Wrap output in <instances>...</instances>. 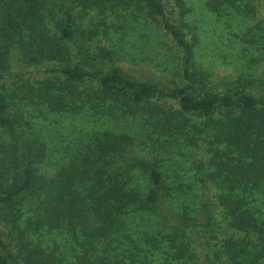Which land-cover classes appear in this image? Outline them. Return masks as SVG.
Masks as SVG:
<instances>
[{"label":"trees","instance_id":"1","mask_svg":"<svg viewBox=\"0 0 264 264\" xmlns=\"http://www.w3.org/2000/svg\"><path fill=\"white\" fill-rule=\"evenodd\" d=\"M186 1L0 0V264H57L52 252L30 246L26 237L59 229L77 244L75 264H94L96 243L124 227L130 213L143 212H158L171 223L181 239L176 259L189 264L201 247L199 232L191 216L168 207L162 163L143 155L156 143L198 150V181L205 193L216 190L215 202L205 201L200 212L206 233L220 232L214 222L220 209L239 235L223 240L221 263L264 264V217L252 211L249 195L264 192V96L246 90L241 79L209 84L197 65L199 45L186 23ZM226 2L235 0H209L208 6L217 13ZM132 7L173 39L186 83L166 87L136 79L108 65V49L95 52L98 32L88 17ZM253 8L264 16V0H252ZM21 62L39 73L23 96L37 107L116 123L133 118L141 131L94 133L67 167L45 171L47 144L28 135L17 97L5 86L12 64ZM141 176L148 181L144 191Z\"/></svg>","mask_w":264,"mask_h":264},{"label":"rangeland","instance_id":"2","mask_svg":"<svg viewBox=\"0 0 264 264\" xmlns=\"http://www.w3.org/2000/svg\"><path fill=\"white\" fill-rule=\"evenodd\" d=\"M208 1H186V23L199 45L197 65L204 70L210 85L222 86L227 78L241 79L246 83V90L263 97L264 86L260 82L264 79V38L259 27H264V16L254 8L251 11L252 0L226 2L217 13L210 11ZM88 21V26L98 32L93 39L95 52L105 48L113 54V61L108 62L110 67H121L131 77L166 87L174 86V81L186 83L179 48L157 21L146 17L136 7L119 8L105 17L92 13ZM14 60H19L18 56H14ZM22 67V62L12 64L5 86L10 95L17 97L16 108L27 121L28 135L47 144L45 171L67 167L85 149L94 133L111 129L135 131L134 127L141 131L133 118L116 123L91 114L56 113L37 107L23 96L27 92L26 84L40 79L39 73L35 67ZM143 155L162 163L161 170L170 189L168 207L177 214L191 216L189 218L197 225L196 231L205 235L203 238V234L198 233L201 247L189 264L205 261L220 264L225 259L221 248L223 240L236 234L232 233L220 209L214 217L220 232L206 233L205 217L200 212L205 201L215 202L216 190L205 193L198 181V150L181 143H164V147L156 143L145 149ZM138 183L142 191L148 187L143 176ZM251 192L252 211L257 217H264L263 190ZM26 217H22V221ZM26 239L30 246L52 252L57 264L76 262L77 244L66 229L31 231ZM180 242L171 223L158 212L130 213L125 217L124 227L96 243L92 260L94 264H182V260L176 259L175 245L180 246Z\"/></svg>","mask_w":264,"mask_h":264}]
</instances>
